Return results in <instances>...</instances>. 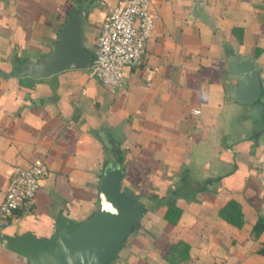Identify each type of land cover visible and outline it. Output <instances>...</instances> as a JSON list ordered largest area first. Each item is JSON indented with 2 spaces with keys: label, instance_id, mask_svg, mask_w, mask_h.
<instances>
[{
  "label": "crops",
  "instance_id": "obj_1",
  "mask_svg": "<svg viewBox=\"0 0 264 264\" xmlns=\"http://www.w3.org/2000/svg\"><path fill=\"white\" fill-rule=\"evenodd\" d=\"M119 1L0 0V199L16 167L46 166L0 227V264H24L4 234L47 237L57 214L92 213L106 164L144 205L110 264H264V0H149L152 32L116 87L87 68L28 75L70 15L92 51ZM230 54L255 65L251 103L227 93Z\"/></svg>",
  "mask_w": 264,
  "mask_h": 264
},
{
  "label": "water",
  "instance_id": "obj_2",
  "mask_svg": "<svg viewBox=\"0 0 264 264\" xmlns=\"http://www.w3.org/2000/svg\"><path fill=\"white\" fill-rule=\"evenodd\" d=\"M85 19L73 14L65 18L46 56L27 62L31 77L46 76L67 68H87L91 51L84 46ZM227 71L237 79L228 95L251 103L260 94V83L253 61L230 54ZM122 168L106 164L99 178L97 208L84 219L72 221L59 213L47 237L30 231L4 234L5 246L24 258V264H110L131 230L138 227L144 205L121 187Z\"/></svg>",
  "mask_w": 264,
  "mask_h": 264
},
{
  "label": "built area",
  "instance_id": "obj_3",
  "mask_svg": "<svg viewBox=\"0 0 264 264\" xmlns=\"http://www.w3.org/2000/svg\"><path fill=\"white\" fill-rule=\"evenodd\" d=\"M152 29L149 0H120L110 7L95 35L89 74L102 84L121 85L122 67L140 60ZM45 173L42 161L12 171L0 199V227L9 223L15 210L31 207ZM260 185L264 199V169Z\"/></svg>",
  "mask_w": 264,
  "mask_h": 264
}]
</instances>
